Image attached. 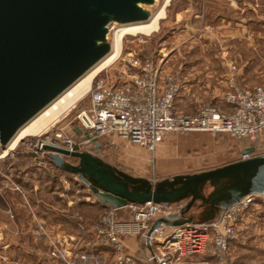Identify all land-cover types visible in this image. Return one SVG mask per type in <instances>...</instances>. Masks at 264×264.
I'll return each mask as SVG.
<instances>
[{"label":"rangeland","instance_id":"obj_1","mask_svg":"<svg viewBox=\"0 0 264 264\" xmlns=\"http://www.w3.org/2000/svg\"><path fill=\"white\" fill-rule=\"evenodd\" d=\"M230 1L237 2V0ZM253 1L257 4L255 9H246L245 19H243L245 21L242 20L240 26L235 25L239 22H232L229 28L224 29V27H218V24L213 23L212 19L206 18L198 21L184 19L174 23L175 13L184 9L188 2L186 0H158L154 5L146 6L153 14L165 5L164 18L160 19L158 29L149 35H125L122 39L119 57L94 78L106 74L111 78H119L122 71L130 72L131 63L127 59L136 53L142 61L153 60L158 64L162 62L161 69L163 72L165 71L163 75L171 73L182 79L184 87L179 96L180 103L177 106V112L194 114L204 104L216 106L226 112L231 111L232 106L225 102L231 77L234 78L236 86L240 90L258 86L264 87V0ZM123 24L125 23L112 22L109 25L107 42L110 45ZM229 30H231V35ZM241 35H244L245 38H241ZM163 53L166 54L161 60ZM89 101L88 92L86 96L48 124L41 134L25 137L6 154L4 151L7 148H1L0 208L7 207L12 212L11 208L16 206L14 202L16 203L21 198L20 204L25 209L31 210L34 206L35 184L41 188L40 194L46 202L52 200L46 196L49 190L61 191L67 186L74 191L80 188L81 191L74 192L76 201L85 198L87 201H93L92 198L95 197V194L89 189L82 190L84 184L79 177L75 178L77 175L59 173L51 169L54 168L53 164L52 167L46 165L49 173L54 175V179L51 178L50 180L51 176L48 172L37 171L33 166V162H35L37 167L45 168L38 166L37 161L42 159V156L33 150V145L37 139L53 137L59 129L64 130L74 140L78 139L76 136L78 135L79 124L76 120V114L80 109L87 107ZM97 143L95 145L91 141V144L79 149L100 156L105 162L116 166L121 171L130 173L135 177L146 178L153 183L173 176L199 173L229 164L231 161L240 159V157L243 158L244 154L241 151L245 148H254L255 155L264 153L263 137L256 136L255 139L237 138L225 132L214 134L204 131L170 132L154 152H149L139 145L128 144L123 140L102 138ZM60 145L64 146L62 142L57 144V146ZM48 160L50 159L48 158ZM68 160L73 163L77 161L70 157ZM21 169L28 171V175H19L18 177L16 173ZM4 174L9 178V182ZM214 191L215 188L208 185L204 194L209 196ZM190 200L187 198L179 203L170 204L167 209L168 215L180 213ZM208 205L209 203L199 200L185 215L192 216L193 223L197 225L205 224L204 219L208 215L206 212ZM105 209L106 205L102 210L100 219ZM38 223L40 222H37L35 226ZM240 224L241 221L238 224V229ZM35 226L32 228L31 234L36 237L37 235L33 233ZM162 229L161 232L163 233L170 230V228L164 227ZM45 240L50 255L49 243L46 238ZM156 240H152L151 247L155 246ZM2 242L3 238L0 236V260L9 251V249L3 248ZM26 251L31 252L27 249ZM10 252V255L19 254L18 249H12ZM196 255L191 258L187 257L184 262L189 259L196 261L204 255H212V252L207 250ZM147 256L144 259L142 257L140 262L136 260V263L152 264L147 261Z\"/></svg>","mask_w":264,"mask_h":264},{"label":"water","instance_id":"obj_2","mask_svg":"<svg viewBox=\"0 0 264 264\" xmlns=\"http://www.w3.org/2000/svg\"><path fill=\"white\" fill-rule=\"evenodd\" d=\"M157 1L0 0V152L22 124L110 49L112 22L147 20L151 12L146 6ZM43 149L54 167L79 175L105 205L156 201L170 206L191 199L180 213L155 220L150 235L162 225L193 222L185 214L199 200L209 203L204 220L214 223L246 195L264 193V153L153 183L88 151L49 143ZM208 185L215 191L206 196Z\"/></svg>","mask_w":264,"mask_h":264},{"label":"built area","instance_id":"obj_3","mask_svg":"<svg viewBox=\"0 0 264 264\" xmlns=\"http://www.w3.org/2000/svg\"><path fill=\"white\" fill-rule=\"evenodd\" d=\"M127 60L131 63L130 72L122 71L119 78L106 74L92 81L88 91L89 104L76 114L78 133L81 134L78 139L74 140L59 129L53 137L35 141L33 150L42 156L37 161L38 166L52 167L46 157L47 150L43 149L47 143L57 145L62 142L70 151H76L91 141L108 138L154 152L170 132H225L237 138L261 136L264 139L263 86L240 90L231 77L225 96V102L233 108L231 111L204 104L194 114L179 113L175 101L184 87L182 79L171 73L163 75L162 62L142 61L136 53ZM249 157L250 153H246L243 158ZM96 198L95 195L92 200L99 201ZM258 198V194L246 195L224 209L214 223L197 225L190 222L170 227L165 233L155 230L152 235L150 230L155 220L168 215L167 205L156 201L129 203L126 207L132 218L122 221L116 214L119 208L108 204L101 219L93 226L86 248L78 245L75 236L52 233L41 222L33 233L47 239L50 256L62 264H105V258L95 248L97 246L113 250L110 264H138L124 248L126 235L143 237L151 242L157 239L155 248L152 246L147 256V261L152 264H183L187 257L207 250L225 263L231 243L241 237L239 222Z\"/></svg>","mask_w":264,"mask_h":264},{"label":"crops","instance_id":"obj_4","mask_svg":"<svg viewBox=\"0 0 264 264\" xmlns=\"http://www.w3.org/2000/svg\"><path fill=\"white\" fill-rule=\"evenodd\" d=\"M186 1L188 2L186 7L175 13L176 17L174 23L184 19H195L198 21L206 18L208 20L212 19L213 23L218 24V27H224V29L229 28L232 22H239L237 24L235 23V25L240 26V22L245 19L244 13L246 9H255L257 5L253 0H237V2L230 0ZM192 7L194 8L192 9ZM230 32L231 30H229V34ZM243 37L245 38L244 35H241V38ZM163 73H165V71ZM179 98L180 97L175 101L176 110L180 103ZM80 136L81 134L78 133L76 138ZM92 142L95 143V145L98 144L96 140ZM164 146L166 147V144H164ZM250 154L251 156H255L254 152ZM241 159L244 158L240 157L238 160ZM33 164L35 167L34 169L37 171L49 173V169L46 167L42 169L37 167L35 162H33ZM27 172L28 171L21 169L16 175L18 177L19 175L27 176ZM50 176V180L51 178L54 179V175L50 174ZM5 177L9 182L7 175H5ZM34 189H36L33 196L34 206L31 210L25 209V207L20 204L21 198L18 199L16 203L14 202L16 206L11 208L12 212L9 211L7 207L0 208V236L3 238V248L9 249L8 254L3 256L2 260H0V264H27L29 262L33 264H62L58 260L52 259L49 255L47 242L44 237H35L31 234V230L35 224L37 222H42L48 227L50 232L74 235L78 239V245L82 248H86L88 246L87 243L91 240V230L94 224L99 221V217L105 207L103 202L97 200L91 202L87 201L85 198L76 201L74 192L77 193L81 191L79 190L80 188L74 191L67 186L61 189V191L56 189L49 190L46 196L52 199L50 202H46V200L42 199V195L40 194L42 190L38 185L35 184ZM87 189L90 190V188L84 184L82 190ZM89 195L91 194L89 193ZM258 197L256 202L245 212L241 220V224L239 225L241 238L231 243L226 264H264V193L258 194ZM116 214L118 219L122 221L132 218L131 212L126 206L119 208ZM163 227L166 229L169 228L166 225H162L156 230L161 231ZM162 230L165 231V229ZM123 241L124 248H126L127 252L133 255L138 262L141 261L142 257V259H144L152 248V242L143 237L139 238L137 236L126 235ZM95 248L98 249L99 253L105 258V264H110L114 257L113 250L100 246ZM12 249H18L19 254L10 255ZM26 249L31 252L26 251ZM144 254L145 256H143ZM183 264L222 263L213 255H204L196 261L189 259Z\"/></svg>","mask_w":264,"mask_h":264},{"label":"bare ground","instance_id":"obj_5","mask_svg":"<svg viewBox=\"0 0 264 264\" xmlns=\"http://www.w3.org/2000/svg\"><path fill=\"white\" fill-rule=\"evenodd\" d=\"M168 1V0H167ZM164 6L157 12L150 14L147 20L127 22L123 24L115 35L110 49L97 61H95L88 69L78 76L71 85L58 93L57 97L45 104L35 115L22 124L13 134L11 139L6 143L8 150L14 149L17 143L29 137L30 135L41 134L46 126L56 120L68 108L81 100L89 91L94 77L104 70L105 67L112 64L121 52V43L125 35H149L155 32L159 27V21L164 18Z\"/></svg>","mask_w":264,"mask_h":264},{"label":"trees","instance_id":"obj_6","mask_svg":"<svg viewBox=\"0 0 264 264\" xmlns=\"http://www.w3.org/2000/svg\"><path fill=\"white\" fill-rule=\"evenodd\" d=\"M51 169H53V170H55L56 172H59V173H61V172H63V173H68V172H66V171H64V170H60V169H58V168H56V167H54V168H51Z\"/></svg>","mask_w":264,"mask_h":264}]
</instances>
